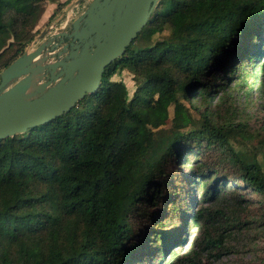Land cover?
I'll return each mask as SVG.
<instances>
[{
  "label": "trees",
  "instance_id": "obj_1",
  "mask_svg": "<svg viewBox=\"0 0 264 264\" xmlns=\"http://www.w3.org/2000/svg\"><path fill=\"white\" fill-rule=\"evenodd\" d=\"M72 1L78 0H0V73L52 24L54 16L38 26L47 4H56L55 15ZM147 29L151 39L167 35L143 46L138 39ZM232 43L236 51L223 61ZM124 71L136 85L132 96L114 78ZM227 82L264 90V0H159L94 92L67 113L0 141V264H123L126 257L127 264H158V256L168 253L174 263L200 264L194 255L180 260L171 251L182 242L181 230L160 232L162 213L152 212L164 189L157 182L161 166L167 160L184 164L187 157L194 160L180 174L181 183L193 186V197L182 199L179 182L171 179L161 200L175 216L182 215L177 204L191 207L189 220L201 234L202 249L216 248V257L226 250L223 243L240 228L246 202L260 212L251 221L264 234L262 163L245 160L232 145L252 138L246 125L214 123L206 109L202 126L183 128L175 144L156 137L168 120L175 127L185 123L197 110L191 104L196 98L210 105ZM256 137L264 146V133ZM208 149L219 154L216 160L203 159ZM143 162L155 171L138 200L121 208ZM199 190L204 204L198 207ZM247 191L258 201L247 199ZM143 204L153 207L147 215L152 226L136 249L127 221L129 211Z\"/></svg>",
  "mask_w": 264,
  "mask_h": 264
},
{
  "label": "rangeland",
  "instance_id": "obj_2",
  "mask_svg": "<svg viewBox=\"0 0 264 264\" xmlns=\"http://www.w3.org/2000/svg\"><path fill=\"white\" fill-rule=\"evenodd\" d=\"M79 1V0H78ZM72 1L71 5H67L56 11L55 15H53L54 11L51 13L53 17L52 25H54V29L48 31V34L42 39L37 37L33 42L31 50H35L42 42L48 38L49 35H52L54 31L59 33L61 32H69L71 28L72 22L85 10L87 4L90 0L81 2ZM75 2V3H74ZM74 3V4H73ZM50 4H47V6ZM46 15L41 19L38 26L43 29L45 27L44 23L47 19ZM49 19V18H48ZM65 21H68V25L64 30H60V27L64 24ZM44 25V26H43ZM35 30V29H34ZM48 30V28L44 29ZM167 35V32H164L160 35L154 36L151 39V31L147 29L138 39V42L143 46L151 45L156 40H161ZM242 40V39H241ZM68 40L64 41L67 43ZM230 53L227 54L225 60H227L231 54H233L235 50L234 43L231 44ZM14 50L7 52L3 58V60H8L12 57ZM27 52H30L28 50ZM51 51L48 49L47 54L49 55ZM52 54V53H51ZM50 56V55H49ZM50 59V57H49ZM48 59V61H49ZM52 61H56V56L51 58ZM47 63V61H46ZM224 68V67H223ZM115 79H120L124 82L126 88L129 91V95L132 96L133 92L136 89L135 82L132 79V75L128 72H122L119 76H114ZM18 80L11 81L5 88V90L10 89ZM46 82L44 79L42 81ZM40 82H38L39 84ZM227 86L223 91H218L215 94V100L208 106L200 100L196 98L192 101L191 104L197 108L191 109V117H186L185 123L180 125L179 127L173 126L170 120H168L167 124L161 128V131H157L156 137L161 139L165 145H173L177 142L179 137V131L183 128H200L202 126V122L199 119L200 113L204 112L206 109H209L210 118L214 123L218 124H244L247 127L248 134L251 135L252 138H247L244 140H239L237 143H233V147L236 152H239L242 157L247 161H256L258 163H262L264 169V146L259 143V138L256 135L260 134L263 136L264 133V90L260 89L256 90L254 88L249 87H241L234 88L229 82H227ZM30 95L28 98H38L41 94L36 95V97ZM27 98V99H28ZM188 105V104H187ZM192 108V107H191ZM172 117V109H170V118ZM203 149V147H202ZM217 154L214 150L208 149L203 155L206 161L216 160ZM187 161L184 164H181V161L167 160L160 169V174L157 175V182H161L164 186L162 196L159 200H157L156 208L152 212H158L161 214L160 217L161 222L165 227L161 228L160 232L168 233L171 235L172 231L175 229L181 230L179 234L181 235L182 242L176 243L172 246L171 251L179 252V259L184 260L186 257H190L194 255L199 260H201L200 264H264V234L261 233V229L256 225H253L252 218L259 216L260 212L257 210L255 204L247 203L246 208L240 214L241 217H238L240 222V228L233 229L230 231V236L224 241L223 247L226 250H222L220 255L216 257L218 254V250L215 249H202L203 245L200 242L201 234L197 227L193 226L189 220V214L191 212V207L187 204H177L176 208H180L182 211V215L175 216L169 211V202L163 203L161 200L165 195H167V182H170L171 179H176L179 182L180 186V196L182 199L185 197H189L190 199L193 197L191 190L193 186H190V189L183 183H181V173L187 172V167L193 162L194 157H187ZM173 162V163H172ZM229 170V169H228ZM155 171V169L148 164L147 162H143L139 164L134 170V183L130 187L128 194L119 201V205L121 208H128L130 205L135 203L140 194L141 187L145 184L147 179L151 176V174ZM223 172L226 171L225 168L222 169ZM210 177V176H209ZM202 191L199 190L197 192L194 191V198L196 200V204L198 207L201 206L203 201L201 200ZM247 199L253 200L255 202L258 201L259 197L256 194L247 191L245 194ZM145 198V195L142 196ZM245 203V204H246ZM148 204L143 205H135L132 211H129V220L127 221L129 225L130 238L133 243L137 244L136 249L141 245V237L145 233L146 229L151 227L152 225L147 220L148 212H151V208L147 207ZM175 206V205H174ZM170 212V213H169ZM155 214V213H153ZM188 216V217H185ZM174 225L172 226V224ZM169 230V231H168ZM155 240V238H154ZM156 245L159 248H162V244L157 242ZM130 251V248H128ZM127 250V251H128ZM220 252V251H219ZM164 255L163 257L158 256V264H177L179 262L170 261V257ZM130 256H137L136 254ZM126 260V261H125ZM123 264H127L130 257H126ZM173 262V263H170ZM155 263L154 261L152 262Z\"/></svg>",
  "mask_w": 264,
  "mask_h": 264
},
{
  "label": "water",
  "instance_id": "obj_3",
  "mask_svg": "<svg viewBox=\"0 0 264 264\" xmlns=\"http://www.w3.org/2000/svg\"><path fill=\"white\" fill-rule=\"evenodd\" d=\"M158 1L91 0L69 32L49 35L35 50L25 51L5 68L0 73V141L67 113L86 94L94 92L106 67L125 53ZM46 34L48 30L39 38ZM48 49L50 56L45 55ZM54 56L56 61L51 59ZM38 57L42 60L38 67L42 90L32 97L41 96L13 98L22 91L25 69Z\"/></svg>",
  "mask_w": 264,
  "mask_h": 264
},
{
  "label": "bare ground",
  "instance_id": "obj_4",
  "mask_svg": "<svg viewBox=\"0 0 264 264\" xmlns=\"http://www.w3.org/2000/svg\"><path fill=\"white\" fill-rule=\"evenodd\" d=\"M41 58H35L31 65L25 69L26 79L20 84L22 88L21 93L13 98H19L26 100L30 95L36 94L42 90V85L40 82L41 74L38 67H41Z\"/></svg>",
  "mask_w": 264,
  "mask_h": 264
},
{
  "label": "crops",
  "instance_id": "obj_5",
  "mask_svg": "<svg viewBox=\"0 0 264 264\" xmlns=\"http://www.w3.org/2000/svg\"><path fill=\"white\" fill-rule=\"evenodd\" d=\"M58 1L61 2V3H63V2H65L66 0H58ZM55 8H56V4H50V5L46 6V10H45V13H44L43 17L46 15V18H45V19L48 20L49 16H50L51 13L55 10ZM43 17H42V18H43ZM47 20H46V21H47ZM29 47H30V45H29ZM29 47H28L25 51L29 50Z\"/></svg>",
  "mask_w": 264,
  "mask_h": 264
},
{
  "label": "built area",
  "instance_id": "obj_6",
  "mask_svg": "<svg viewBox=\"0 0 264 264\" xmlns=\"http://www.w3.org/2000/svg\"><path fill=\"white\" fill-rule=\"evenodd\" d=\"M68 23V21H65L64 22V24L60 27V30L62 31V30H64L66 27H67V24ZM55 27H54V25H50L49 27H48V31H50V30H53ZM53 34H57V33H59V32H57V31H54V32H52ZM52 34V35H53ZM33 43L34 42H32L31 44H30V47H29V50L31 51V49L30 48H32V46H33ZM28 51V50H27Z\"/></svg>",
  "mask_w": 264,
  "mask_h": 264
}]
</instances>
